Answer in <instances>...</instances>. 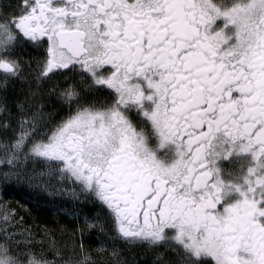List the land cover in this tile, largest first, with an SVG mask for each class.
Listing matches in <instances>:
<instances>
[{
    "label": "snow or ice",
    "instance_id": "snow-or-ice-1",
    "mask_svg": "<svg viewBox=\"0 0 264 264\" xmlns=\"http://www.w3.org/2000/svg\"><path fill=\"white\" fill-rule=\"evenodd\" d=\"M0 210V264H264V0H0Z\"/></svg>",
    "mask_w": 264,
    "mask_h": 264
},
{
    "label": "trees",
    "instance_id": "trees-1",
    "mask_svg": "<svg viewBox=\"0 0 264 264\" xmlns=\"http://www.w3.org/2000/svg\"><path fill=\"white\" fill-rule=\"evenodd\" d=\"M5 199L9 201L16 219L26 228L39 231L43 227H55L58 222L61 225H70L72 222L63 211L49 207L43 201L37 203L25 189L17 188Z\"/></svg>",
    "mask_w": 264,
    "mask_h": 264
},
{
    "label": "rangeland",
    "instance_id": "rangeland-1",
    "mask_svg": "<svg viewBox=\"0 0 264 264\" xmlns=\"http://www.w3.org/2000/svg\"><path fill=\"white\" fill-rule=\"evenodd\" d=\"M26 190V189H25ZM27 191V190H26ZM28 192V191H27ZM29 193V192H28ZM29 195L32 196V194L29 193ZM33 197V196H32ZM5 199V198H4ZM39 201H43L46 203L47 206L49 207H55L56 209L59 210V208L61 206H63V208H71L74 206L75 202L72 201L69 196L67 194L63 195V196H56L54 198L52 197H47V196H44V197H39L38 198ZM33 200H36L37 199H33ZM81 207H84V205H80ZM58 207V208H57ZM87 207H91V205H88ZM11 208V207H10ZM12 210V209H11ZM2 211V210H0ZM13 212V211H12ZM14 213V212H13ZM24 227V226H23ZM26 228V227H25Z\"/></svg>",
    "mask_w": 264,
    "mask_h": 264
}]
</instances>
